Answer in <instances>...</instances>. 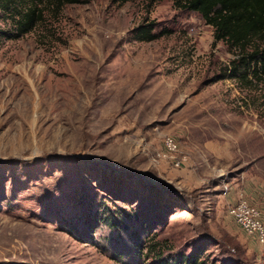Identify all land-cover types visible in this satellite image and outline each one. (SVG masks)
Masks as SVG:
<instances>
[{
    "label": "rangeland",
    "instance_id": "374dc122",
    "mask_svg": "<svg viewBox=\"0 0 264 264\" xmlns=\"http://www.w3.org/2000/svg\"><path fill=\"white\" fill-rule=\"evenodd\" d=\"M40 8L18 38L0 12V264H264L226 213L264 222V82L174 0Z\"/></svg>",
    "mask_w": 264,
    "mask_h": 264
},
{
    "label": "trees",
    "instance_id": "16d2710c",
    "mask_svg": "<svg viewBox=\"0 0 264 264\" xmlns=\"http://www.w3.org/2000/svg\"><path fill=\"white\" fill-rule=\"evenodd\" d=\"M86 0H0V12L11 20L13 38L28 34L40 22L43 7L55 9ZM176 8L197 14L212 29L213 43L223 42L235 52L228 63V77L247 80L248 76L264 82V0H174ZM167 31L154 32L153 24L132 30L133 40L152 42ZM224 69V70H226ZM225 74V73H223ZM224 76V75H223Z\"/></svg>",
    "mask_w": 264,
    "mask_h": 264
},
{
    "label": "built area",
    "instance_id": "2783aa9c",
    "mask_svg": "<svg viewBox=\"0 0 264 264\" xmlns=\"http://www.w3.org/2000/svg\"><path fill=\"white\" fill-rule=\"evenodd\" d=\"M177 145L172 138L163 140V149L155 154V158H170L174 166L182 161V156L177 155ZM176 156L172 157L171 155ZM226 213L233 219L234 223L248 237L256 241L258 244H264V222L261 211L247 202L241 195L232 203L226 205Z\"/></svg>",
    "mask_w": 264,
    "mask_h": 264
}]
</instances>
